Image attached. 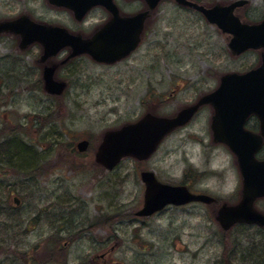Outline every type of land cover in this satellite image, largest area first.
I'll return each instance as SVG.
<instances>
[{
  "label": "rangeland",
  "instance_id": "1",
  "mask_svg": "<svg viewBox=\"0 0 264 264\" xmlns=\"http://www.w3.org/2000/svg\"><path fill=\"white\" fill-rule=\"evenodd\" d=\"M203 1L226 5L234 0ZM247 1L236 12L240 21L261 22L264 0ZM117 4L123 15L145 9L142 0ZM23 17L79 31L68 10L54 8L48 0H0V23ZM102 18L101 11L88 18L84 31H93ZM96 20L99 25L93 26ZM145 21L141 48L114 65L82 58L76 61V74L68 77L63 69L68 61L61 64L67 55L56 60L55 77L64 85L59 97L35 88L41 77L35 51L24 55L16 41L0 39V140L17 135L37 146L39 155L31 171L9 168L11 175L1 181L0 198L8 192L12 211L2 216L0 205V264H91L92 256L113 247L111 261L121 264L264 262V230L243 224L224 230L217 220L221 206L240 203L243 181L237 158L214 141L213 108L195 113L166 135L146 160L127 157L112 171L95 163L106 133L147 115L173 118L198 105L223 75L255 65V53L235 56L228 35L169 0ZM172 81L182 86L173 97L166 95L175 89ZM84 138L89 148L79 153L77 143ZM142 171L217 203L135 217L143 202ZM255 207L264 213V198Z\"/></svg>",
  "mask_w": 264,
  "mask_h": 264
},
{
  "label": "water",
  "instance_id": "2",
  "mask_svg": "<svg viewBox=\"0 0 264 264\" xmlns=\"http://www.w3.org/2000/svg\"><path fill=\"white\" fill-rule=\"evenodd\" d=\"M50 4L72 10L80 20L92 6L101 5L112 13V20L102 28L90 42L68 35L59 27H46L23 17L16 21L0 23V33L10 32L22 37V45L41 41L44 57L56 54L61 48L70 45L73 55L89 53L96 61L112 63L132 51L138 41L147 12L133 17L121 18L112 0H48ZM160 0H145L149 9H154ZM178 4L189 6L200 13L211 24L224 33L232 35L229 43L231 51L239 55L248 49L264 47V20L258 25L242 24L233 12L245 4L238 0L227 6L215 5L204 8L186 0H175ZM46 70V86L50 92L60 91L62 84L53 82L51 72ZM210 104L215 109L213 132L215 142L227 145L236 155L243 179V196L239 204L222 206L218 221L224 229L236 223L255 224L264 227V215L253 208L256 198L264 197V162H257L254 154L261 138L243 130L248 115L256 114L261 123L264 136V65L243 75L228 74L221 78L218 89L204 96L198 105L182 110L176 117L165 119L147 115L135 124L125 125L119 130L105 134L98 148L96 162L111 170L125 156L138 160L147 159L157 148L163 137L171 130L184 125L194 114L197 107ZM88 143L78 144L84 151ZM141 181L145 185L144 203L137 216H150L166 205H184L189 202L210 204L214 199L207 195L191 194L184 186H171L158 182L152 172H142ZM17 204L18 201L15 200Z\"/></svg>",
  "mask_w": 264,
  "mask_h": 264
},
{
  "label": "flooded vegetation",
  "instance_id": "3",
  "mask_svg": "<svg viewBox=\"0 0 264 264\" xmlns=\"http://www.w3.org/2000/svg\"><path fill=\"white\" fill-rule=\"evenodd\" d=\"M162 1H164V0H162ZM169 1H171L172 3H174L178 8H181L183 10L186 9L187 11H190V12L194 13L195 14V17H197L198 19L203 18L206 21V19L204 18V16L200 12H198V11H196V10L188 7V6H183V5L176 4L173 0H169ZM187 1H190V2H193V3H196V4H199V5H203L206 8H211L212 6L215 5V4H205V2L203 0H187ZM113 3L116 5V7L118 9V13L120 14V16H134V15H136L138 13H142V12H146L147 11V8H146V5H145V9L142 10V11H140V12H136L133 15H123L121 13L120 7L117 4V0H113ZM216 4H218V3H216ZM52 7H54V6H52ZM54 8H56V7H54ZM241 8H236L234 10L235 15H237L236 12L238 10H240ZM99 11H101L103 13V18H102V22L103 23L99 25V20H96L94 23H92V25L94 26V25L98 24L99 26H97L93 31L91 30L89 32H85L84 31V29H85L84 25L86 24V20L88 18H90L91 16L95 15ZM150 13H152V12H150ZM150 13H149V16H150ZM68 14H71L72 15V18L74 20L73 22H74V24H76L77 26H79V31H80V32L79 31L77 32L74 29L71 30L70 28H68V33L70 35H72V36L80 37V40L81 41H88V42H90L93 39L94 35L100 29H102L105 24H107L112 19L111 13L108 12L102 6L92 7L91 9H89L87 11V13L80 20H77L75 18L74 14L70 10H68ZM263 19L264 18H262V20ZM9 21H14V20L12 19V20H9ZM243 21H245V20H243ZM37 22H39V21H37ZM40 23H42V22H40ZM258 23H260V22H258ZM42 24L45 25L46 23H42ZM145 24H146V21L143 22V24H142V27H141V30H140V34H139V41H138V44H137L136 48L134 49V51H132L129 55H127L126 57H124V58H122V59H120V60H118V61H116L114 63L98 62L92 56H90L89 53H86V52L80 53V54H77V55H73V48L70 45H68V47H64V48L60 49L56 54H54L52 56H49L47 58H43L44 57L45 48H44V45L42 44L41 41H38L37 40V41H35L33 43H30V44H27V45H23L22 46L21 45L22 44V39H21V37L19 35H15V34H1L0 35V39L2 37H5L8 40H14V41H16L17 42L16 45L18 44L19 51L22 52L24 55L29 56V55L32 54V51H35L36 52L37 56H35V57H38L36 63H38V69H39V72L41 74V77L38 78L37 83H35V88L36 87H37V89L46 88V90L48 91V88H47L46 82H45L46 69H52L53 71L51 72V75H50L51 76V80L54 81V82H59V80H57V78L55 77V73L57 71L56 70V67H57L56 64H58V63H55L56 60H58L59 58L63 57L64 55H67V57L65 58V61L62 62L61 64H64L66 61H68V65L63 68V69H66V71H64V73H65L66 76L68 75V77L70 75H72V74L73 75L76 74V73H74L75 70H76V69H74L75 64H76V61L77 60H80L82 58H89L95 64L103 65L105 67H108L109 65H114V64H116V63H118V62L126 59L127 57H130L134 52H136L137 50H139L141 48L142 42H143V36H144L145 30H146ZM211 26H214V25H211ZM224 35L227 36V34H224ZM229 38H230V36H229ZM21 47H22V49H21ZM10 50L12 51L13 49H10ZM248 53H255L256 54V61H255V65L254 64L250 65V68L248 70H246V71H249V70H252L254 68H257V67H259L260 65H262L264 63V48L263 47H261V48H259L257 50L247 51L244 54H248ZM242 56H244V55H242ZM246 71H244V72H246ZM176 76L179 77V74L176 73ZM180 85H181L180 83L175 82V81H172L171 82V87L172 88L174 87L175 89H172V91L169 94H166V95L173 97L174 96L173 94L176 93V91H178V89L179 90L181 89L182 86L180 87ZM217 87L211 89L209 91V93L212 92V91H214ZM62 90L63 89H61L60 91H54V92L48 91V93L50 94V96L59 97L60 95H63ZM209 107H210L209 105L200 106L199 109L196 111L197 115L204 108H207L208 109ZM176 130H178V129H175L174 131H176ZM244 130L248 131L250 134H252L254 136H261L262 137V145H261L260 150L256 154V159L257 160H264V136L261 133L260 120L256 116H254V115L248 116L246 118L245 122H244ZM174 131H172V132H174ZM85 140H87L88 146H89L88 139H85ZM113 250H114V247L112 249L110 248V251L109 250H106V251H103L100 254H95V256H92V258L90 259V261H92L91 264H121V263H117L116 261H111L110 255H111V253H112Z\"/></svg>",
  "mask_w": 264,
  "mask_h": 264
},
{
  "label": "trees",
  "instance_id": "4",
  "mask_svg": "<svg viewBox=\"0 0 264 264\" xmlns=\"http://www.w3.org/2000/svg\"><path fill=\"white\" fill-rule=\"evenodd\" d=\"M16 136L13 134V136H6L0 140V192L4 190L1 181L11 175L9 168H13L16 173H19V170L25 172L28 168L31 171L32 165L36 163V159H39V155L35 153L38 147L25 139L16 138ZM0 196H2L1 193ZM0 205L4 207L1 209L4 213L2 216H8L7 214L12 211L8 202V192H6L5 198H0ZM3 225V222L0 221V228ZM13 225L10 224V227ZM259 264H264L263 260Z\"/></svg>",
  "mask_w": 264,
  "mask_h": 264
},
{
  "label": "bare ground",
  "instance_id": "5",
  "mask_svg": "<svg viewBox=\"0 0 264 264\" xmlns=\"http://www.w3.org/2000/svg\"><path fill=\"white\" fill-rule=\"evenodd\" d=\"M46 70H49V69H46Z\"/></svg>",
  "mask_w": 264,
  "mask_h": 264
}]
</instances>
